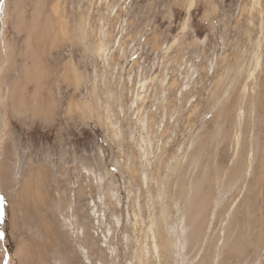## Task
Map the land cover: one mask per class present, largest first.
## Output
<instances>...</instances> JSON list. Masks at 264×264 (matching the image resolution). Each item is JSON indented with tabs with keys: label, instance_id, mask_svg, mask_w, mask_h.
Masks as SVG:
<instances>
[{
	"label": "rangeland",
	"instance_id": "374dc122",
	"mask_svg": "<svg viewBox=\"0 0 264 264\" xmlns=\"http://www.w3.org/2000/svg\"><path fill=\"white\" fill-rule=\"evenodd\" d=\"M189 2L0 0V264H264V0Z\"/></svg>",
	"mask_w": 264,
	"mask_h": 264
},
{
	"label": "bare ground",
	"instance_id": "6f19581e",
	"mask_svg": "<svg viewBox=\"0 0 264 264\" xmlns=\"http://www.w3.org/2000/svg\"><path fill=\"white\" fill-rule=\"evenodd\" d=\"M43 1L44 0H35L36 10H35V13H34L33 21H37L38 20V17L41 16V14H42V9L41 8H43ZM189 3H190V7H191L192 4H193V0H190ZM55 15H57V8H54V7H52L45 16L43 15L44 16V22H43L42 28L39 27V29L40 30L42 29V34L45 36V38H48L54 32V27L56 26V24H54L53 16H55ZM58 32H59V34L64 35V32L62 31V29H59ZM80 32H81V30H79V33ZM83 33H84L83 31L80 33V38L81 39L83 38ZM37 58H36V61H37ZM25 76H26L27 79H31V80L33 79V81L36 84L35 85L34 92L30 96V99H31L30 105L31 106L28 105L27 103H25L23 101V99L21 98L20 94L18 96L15 93V94H13V98H14V100L16 99L15 102L18 104L17 105V108L20 111H24V112H29L30 111V112L35 113V114L46 115L48 113H51V111H52L51 109H52L53 102H49V101H51V99L44 100V97L42 96V94H43V91L41 89L42 86H41V84H39L41 82V80H43V78L45 76V72L42 70V68L37 63L36 65H34L32 67V70L31 71L25 72ZM77 76L75 75L76 82L79 83V80H80L79 78L80 77L79 76L77 77ZM78 110L88 120L94 119V118H97V120L100 119V117H97V113H96L95 109L92 107V104H91V102H90L89 99L84 100V101H81L78 104ZM1 111L2 110H1V105H0V116H1ZM3 128H4V126H3V122H2V124L0 125V132L2 131ZM0 139H1V133H0ZM250 155H252V154H250ZM235 164H236V162H235ZM249 166H251V164ZM2 180L3 179H1V176H0V182ZM24 189H25V193H26L25 195L26 196L24 197L22 204L24 203L23 205H26L28 201H30V202L32 201V204H36L38 202V200L40 199V196H41L40 191L37 190V189H35L34 186L29 185L28 182H25ZM240 193H242V192H240ZM240 195H238V196H240ZM24 211H25V209H24ZM26 211H27V208H26ZM13 213H14V210L11 211V209L9 208L7 211H5V216L8 219L14 218ZM27 213H25V214L27 215ZM14 224H16V221H14ZM44 225L45 226H48L47 223L46 224L44 223ZM83 241H84V238H83ZM83 241H82V243H83Z\"/></svg>",
	"mask_w": 264,
	"mask_h": 264
},
{
	"label": "snow or ice",
	"instance_id": "6c2138e0",
	"mask_svg": "<svg viewBox=\"0 0 264 264\" xmlns=\"http://www.w3.org/2000/svg\"><path fill=\"white\" fill-rule=\"evenodd\" d=\"M3 200H4V198L3 197H0V217L3 216V210H2ZM0 239H3V235L2 234H0Z\"/></svg>",
	"mask_w": 264,
	"mask_h": 264
}]
</instances>
